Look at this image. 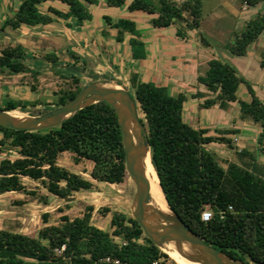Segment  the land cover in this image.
Wrapping results in <instances>:
<instances>
[{"label": "trees", "instance_id": "16d2710c", "mask_svg": "<svg viewBox=\"0 0 264 264\" xmlns=\"http://www.w3.org/2000/svg\"><path fill=\"white\" fill-rule=\"evenodd\" d=\"M262 0H242V6L254 7ZM59 2L63 10L40 6ZM108 9L125 8L128 12L157 13L150 20L153 28H166L176 21L184 22L177 37L199 30L202 0H157V5L144 0H103ZM99 0H19L15 11L7 16L0 30H19L22 26H45L54 19H73L80 26L92 19L89 8ZM187 15V17H186ZM103 30L114 31L115 42H122L127 34L133 59H144L143 43L134 21L102 14ZM103 31V32H104ZM264 31V13L257 12L246 20L242 29L233 33L232 41L224 47L228 56L243 57L247 47ZM198 40L206 48L212 46L198 31ZM69 56L76 60L74 53ZM32 58L20 43L0 46V73L12 75L39 73L26 60ZM42 58L56 65V54ZM225 54L215 55L206 62L207 70L196 77L212 96L197 104L198 110L217 106L225 110L231 103L238 106V117L257 125L258 155L264 156V104L257 98L249 82L239 75ZM74 62V61H73ZM260 68L264 71V50L260 53ZM93 81L97 79L92 76ZM243 84L250 97L243 101L237 88ZM129 93L135 101L141 124L145 127V141L149 147L151 164L164 197L179 219L207 244L246 264H264V165L246 149H236L232 131L209 134L207 128H193L183 121L186 96L171 95L167 88L141 82L136 73L129 76ZM82 88L80 79L71 76V84L53 93L54 109L71 100ZM33 91L34 88L30 87ZM191 99L203 98L198 91ZM36 100H6L1 110L24 111L35 106ZM49 112V111H47ZM41 115V114H33ZM225 145L234 150L235 158L221 161L206 146ZM13 152L15 157H2ZM63 153L73 155V162H91L89 179L58 164ZM246 159H242L243 157ZM121 136L114 111L104 102H97L76 111L59 126L35 131H13L0 126V195L16 192L34 197L43 204L47 196H38L22 182L27 178L39 184L48 195L69 197L73 193L89 191L93 182L121 185L126 180ZM67 206V204H65ZM212 210L204 222L201 211ZM55 223L48 224L50 215H41L43 227L35 237L8 229H0V264H175L169 256L149 241L131 217L119 209L100 207L96 213L108 217L109 230L92 224L94 206L86 204L80 215L71 218L60 208ZM222 213V215H220Z\"/></svg>", "mask_w": 264, "mask_h": 264}, {"label": "rangeland", "instance_id": "374dc122", "mask_svg": "<svg viewBox=\"0 0 264 264\" xmlns=\"http://www.w3.org/2000/svg\"><path fill=\"white\" fill-rule=\"evenodd\" d=\"M144 1L157 5V0ZM172 1L180 3L184 0ZM241 1L242 0H202L199 30L203 32L205 36L212 39L215 44L227 46L233 39V33L241 30L243 26L244 15H240L239 12ZM18 2L19 0H13L15 8ZM57 5L63 6L60 3H57ZM42 6L43 4L40 7L42 8ZM90 13L92 14V19L83 23L85 26V28H83L87 31L86 34L92 36L91 38L93 39L94 35L100 36L103 43L107 46L108 52L114 54L116 60L119 58L121 64L126 67L129 66L127 64L129 59H133L131 56V47L127 46L118 53L116 47L109 46L112 43H114V45L116 43L114 41V34L112 32V34H110L109 29L106 31L103 30L104 23L101 19V15L108 14L115 19L126 18L135 22L140 34L139 40L143 43L145 58L134 59V61H137L134 62L136 67H134L133 70L141 71L145 69L143 74H145L144 76L147 78L144 80V77L139 75L141 76V78H139L141 82L150 81L156 86L165 87L173 96H176L178 93H183L186 96L187 99L183 105L182 112V118L185 123L193 128H196L199 123L200 126H207L210 130L209 134L211 135L220 133V131H218L219 128L223 129L231 126V123H229L230 120L226 116H223V114L225 113L233 116L236 114L233 109L227 111L228 113L217 107L200 111L196 110V101H202L204 98L212 96V94L195 80V76L205 73L207 65L206 63L197 62L198 57L192 55L195 49L192 42L194 37L191 36L186 43H183L181 40H186L187 37L181 38L176 35L179 29L185 30L184 22L176 21L173 25L166 28H153L150 24V20L156 17L157 13L147 14L141 11L128 12L126 10L123 11L122 8L108 9L103 0L98 5L91 6ZM43 30L49 31L47 27H43ZM46 34L47 32L44 34L41 29L23 30L21 32L18 39L21 40L28 55L32 57L27 59L26 63L31 69L37 70L39 74L33 78L30 74L15 77L9 73H0V77L4 76L3 78H5L4 74L14 76L9 79L13 82V86L16 87L14 92L16 97L9 96L2 100L1 94L5 90L1 87L3 80H0V107L8 99L36 100L37 104L35 106H30L24 111H15H19L18 113H22L21 115L26 116H40L33 114L43 115L47 113V111L54 109L53 103L55 96L53 93L58 92L60 89L67 88L71 84V76L78 77L82 87L92 82V76L95 75L97 79L106 81L113 80L123 85L127 90H130V69H128V67L125 71L128 77H125V79H116L113 75L108 76L106 69H99L97 70L99 72L95 73L91 64V57L87 56L85 52L80 51V54L78 52H63L65 44L62 43L60 39ZM9 35L11 38L0 37V46L13 43V40L17 37L13 32H9ZM126 35L127 34L124 36ZM107 37H112L114 39L112 40L113 42L111 41L112 43H109L110 41H108L109 38ZM126 42H128L127 38ZM87 51L92 52L96 57L98 55L96 51L93 52L90 48ZM53 52L58 58L56 65L47 63L42 58L46 53ZM69 53H74L77 57L76 60H73L69 56ZM108 59L111 60L110 58ZM231 59L232 61L230 63L235 68H239V71L242 72L240 67L242 64L241 58L232 56ZM136 68L139 69L137 70ZM170 84H175L176 86L173 87L170 86ZM30 87H33L34 90L31 91ZM242 89H244L243 86H240L239 90H237V95L240 98L242 96ZM190 91H198L202 94L203 98L200 100L190 99L187 96V92ZM249 125L253 126L251 123H249ZM253 127L258 129L257 126ZM240 134L243 135V132L240 131ZM256 138V130L252 129L249 135H243L239 142L245 147L244 149L255 154L256 161L260 158L262 160L261 162L264 163V156L257 154ZM206 148L214 153L221 161H230L235 158L234 150H230L225 145L210 144L206 146ZM236 149L243 148L236 146ZM7 156L13 158L15 154L11 152L2 157ZM242 159H246V157L244 156ZM58 164L89 179L88 171L91 167V162L81 160L78 164H75L72 154L63 153L59 158ZM22 182L28 189L36 191L38 196H47V202L43 204L40 200L26 196L23 193L11 192L0 195V229H8L35 237L39 229L44 226L41 217L43 213H48L50 215L48 224H51L55 223L61 215V213L57 212L58 208L73 218L81 214L83 206L86 204H91L97 208L109 206L111 209L124 210L130 215L128 206L132 201L134 186L128 179V176L121 185H108L105 183L93 182L91 190L73 193L71 196L75 199L70 202L48 195L39 182H34L27 178H22ZM65 204H67V206H65ZM108 221V217H102L94 212L92 219L93 225L103 230H109ZM169 258L171 259V257ZM166 264L171 263L167 262Z\"/></svg>", "mask_w": 264, "mask_h": 264}, {"label": "water", "instance_id": "95a60500", "mask_svg": "<svg viewBox=\"0 0 264 264\" xmlns=\"http://www.w3.org/2000/svg\"><path fill=\"white\" fill-rule=\"evenodd\" d=\"M204 38L210 43L217 56L227 55L223 49L216 46L212 39L205 35ZM97 102L109 105L116 116L124 154V169L134 186L132 201L128 208L131 217L145 237L162 251L165 244L173 243L177 254L190 262L246 264L210 246L193 233L173 212L165 197L168 213L153 205L149 182L143 169L144 159L150 156L149 147L145 141V127L139 121L136 104L129 91L116 81L96 79L89 82L71 100L40 116H16L11 114V111L0 109V126L13 131L46 130L59 126L76 111ZM60 199L70 202L75 198L69 196L60 197Z\"/></svg>", "mask_w": 264, "mask_h": 264}, {"label": "crops", "instance_id": "0c3cea01", "mask_svg": "<svg viewBox=\"0 0 264 264\" xmlns=\"http://www.w3.org/2000/svg\"><path fill=\"white\" fill-rule=\"evenodd\" d=\"M101 1L102 0H99V3H101ZM57 3H59V2H57ZM57 3L56 2L44 3L42 8L40 7V11L44 12L47 6H52L58 10H63L64 7L61 5L58 6ZM15 9L16 8L14 7L13 0H0V25L2 24V22L4 21V19L7 16L11 15L15 11ZM122 9H123V11H125L124 7ZM89 10H90V8H89ZM249 11H251V12H249ZM239 12H240V15H244V18H243L244 19L243 24H244V22L246 20H248L249 18H251L252 16H254L255 13H257V12L264 13V0L259 2L254 7H246L244 5L241 7V9H239ZM83 23L80 26H78L75 24L73 19H69V20L54 19L52 21V23L45 25V26H35L32 28L22 26L19 30H16V31H12V30L9 31L10 29L6 28V29H4V31L0 30V37H4V38L8 37L9 38L10 37L9 32H13L17 36L16 39L13 40V43L22 44L21 40L18 39V37L20 36V34L23 30L41 29V31L44 32V34L47 32L46 35L54 36V37L60 39L62 41V43L65 44V49L63 50V52L64 51L65 52H78V53L80 51L85 52L87 56L91 57V64L93 66V70L95 73L96 72L98 73L99 71H97V70H99V69H101V70L106 69L108 72L107 73L108 76L113 75V76H115L116 79H120V78L125 79V77H128L126 72H125L126 68L128 67V69H130V74L134 72L138 75L139 78H141V76H139V75H142V77H144L143 79L146 80L147 77L144 76L145 74H143L145 69L139 71L138 70L139 68H136L138 71L133 70L134 67H136L134 65V62L137 60L134 61V59H129V62H127V64L129 66H127V67L125 65L121 64L119 58L116 60L114 58V54H111L108 52L107 46L103 43V40L100 36L94 35V39H93V38H91L92 36H90L89 34H86L87 31H86V29H84L85 26ZM43 27H47L49 29V31L43 30ZM192 31L188 32V34L186 36L187 37L186 40H181V41H183V43H186L187 40L191 36L194 37L192 39V42H193L195 49L192 52V55H194V56L196 55L198 57L197 62L206 63L208 60L215 57L214 50H213V48L212 49L206 48L200 44V42L198 40V31L199 30H192ZM109 32H110V34H112V33L114 34L113 30H109ZM81 38L83 39V41ZM107 38H109V37H107ZM126 38L128 39L127 35L124 36V39L122 42H120V43L116 42L114 45V43H112L113 42L112 40H114V39L112 37H110L108 39V41H110L109 43H112V44H110L109 46H114V48L116 47L118 49V53H119L125 47H127V46L129 47L128 42H126ZM216 46L219 47L220 49H223V50L225 47V46H220L218 44H216ZM89 48L91 49V51L93 50V52L94 51L97 52V54H98L97 57L94 54H92V52L87 51V50H89ZM263 50H264V31L259 35V37L255 41H253L251 44H249V46L247 47V50H246V54L243 57H240L241 58L240 60H242L241 61L242 64L240 66L242 69V72L239 71V68H236V69H237L239 75L242 76L244 79H246L249 82V84L252 86L257 98L264 104V71L259 66L260 53ZM226 57L230 62L232 61V59H231L232 56L226 55ZM108 58H110L111 60H109ZM81 61H82V59H81ZM100 67H102V68H100ZM4 75H5V78H3L4 76L0 77V80H3L1 87L5 90L1 94L2 100H4V98H7L9 96L10 97H16L14 95L16 87L13 86V82H11V80L9 78H13L14 76L15 77L20 76V75L12 76V75H6V74H4ZM196 77L197 76H195V80H196ZM143 82H148V81H143ZM170 86L174 87L176 85L170 84ZM240 86H243L244 89H242L241 98L237 95L238 98H240L243 101H249L250 97H249V95L246 91V88L244 87L243 84H240L238 86L237 90H239ZM195 92H197V91L187 92V96L190 98V95L195 93ZM28 101H31V100H28ZM200 102L201 101H198V102L196 101V110L197 111H200L197 109V104ZM215 107H217V106H214L212 108H215ZM232 109L236 113L235 115L232 116L230 114H225V113L223 114V116H226L230 120L229 123H231V126H229V128H223V129L219 128L218 131H220V132L226 131V130L232 131L233 134H229L227 136L229 138L233 139L236 146H240L242 148H245L239 142L242 139L243 135L248 136L252 129L256 130V135H257L259 132V128L256 129L255 127H253V126H257V125L252 124L248 120L239 119V117H238V106L236 103H231L225 110H222V109H220V110L227 112V111H231ZM249 123H251L253 126L249 125ZM196 128H207V126H200V123H199V124H197ZM207 129L209 130V128H207ZM216 130H214V131H216ZM240 131L243 132V135L240 134ZM209 133H210V130H209ZM261 161L262 160L260 158H258L257 162L260 165H264V163ZM90 193H92V192H90ZM97 209H98L97 207H94V212H96ZM121 211L126 213L124 210H121Z\"/></svg>", "mask_w": 264, "mask_h": 264}, {"label": "bare ground", "instance_id": "6f19581e", "mask_svg": "<svg viewBox=\"0 0 264 264\" xmlns=\"http://www.w3.org/2000/svg\"><path fill=\"white\" fill-rule=\"evenodd\" d=\"M18 112L13 110V111H11V114L16 115V116H20L22 113L20 114ZM143 169H144V174H145V176L149 182L150 196H151V200H152L153 205H155L161 211L168 213L169 211H168L166 202L164 200L163 193L160 189L157 175H156L155 170L151 164V159H150L149 155L143 161ZM162 249L169 257H171V259L175 262V264H199V263L187 261V260L183 259L182 257H180L177 254L173 243L165 244L162 247Z\"/></svg>", "mask_w": 264, "mask_h": 264}, {"label": "built area", "instance_id": "2783aa9c", "mask_svg": "<svg viewBox=\"0 0 264 264\" xmlns=\"http://www.w3.org/2000/svg\"><path fill=\"white\" fill-rule=\"evenodd\" d=\"M211 215H212V210L210 208H205L203 211H201L200 219L201 221L206 222L211 218ZM220 215H222V213H220ZM205 216H207L208 218L205 219Z\"/></svg>", "mask_w": 264, "mask_h": 264}, {"label": "clouds", "instance_id": "9594fccd", "mask_svg": "<svg viewBox=\"0 0 264 264\" xmlns=\"http://www.w3.org/2000/svg\"><path fill=\"white\" fill-rule=\"evenodd\" d=\"M208 217L207 216H205V219H207Z\"/></svg>", "mask_w": 264, "mask_h": 264}]
</instances>
